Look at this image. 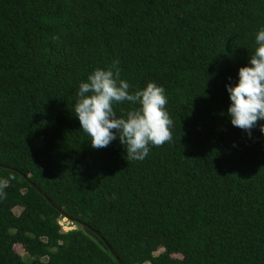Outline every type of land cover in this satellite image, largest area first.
Masks as SVG:
<instances>
[{
    "label": "trees",
    "instance_id": "16d2710c",
    "mask_svg": "<svg viewBox=\"0 0 264 264\" xmlns=\"http://www.w3.org/2000/svg\"><path fill=\"white\" fill-rule=\"evenodd\" d=\"M261 29L264 0H0V264H119L61 212L124 264H264V121L234 127L227 91ZM98 68L163 87L172 142L93 148L74 104Z\"/></svg>",
    "mask_w": 264,
    "mask_h": 264
},
{
    "label": "clouds",
    "instance_id": "9594fccd",
    "mask_svg": "<svg viewBox=\"0 0 264 264\" xmlns=\"http://www.w3.org/2000/svg\"><path fill=\"white\" fill-rule=\"evenodd\" d=\"M255 42L257 47L249 60L251 66L240 68L238 83L227 86L231 123L249 136L257 122L264 121V29L257 33ZM129 89V83L120 79L119 70L98 68L88 76L87 82L80 83L74 113L93 148H106L119 139L126 149L127 161H142L150 146L172 142L173 121L166 111L163 87L148 83L134 94ZM125 102L139 107L127 112L126 118L117 117L113 105ZM260 131L264 134V125ZM7 186V180L0 181V197L6 196L3 190Z\"/></svg>",
    "mask_w": 264,
    "mask_h": 264
},
{
    "label": "water",
    "instance_id": "95a60500",
    "mask_svg": "<svg viewBox=\"0 0 264 264\" xmlns=\"http://www.w3.org/2000/svg\"><path fill=\"white\" fill-rule=\"evenodd\" d=\"M1 168H5V169H10V170H14V171H17L15 170L14 168H11V167H8V166H4V165H0ZM18 172V171H17ZM20 173V172H18ZM25 177V176H24ZM25 179H27L29 182L30 180L28 178L25 177ZM31 183V182H30ZM31 185L40 193L42 194L47 200L48 202L54 207L57 209V206L53 204V202L51 200H49V198L47 197V195L42 192L36 185H34L33 183H31ZM62 215L65 217L66 220L72 222V223H77V224H81L82 226H85L87 228H89L91 231H93L99 238H101L103 240V242L107 245V247L109 248V250L111 251V253L113 254V256L115 257V259L118 261L119 264H124L120 258L117 256V254L112 250V248L108 245V243L106 242V240L103 238V236L97 232L96 230H94L93 228L89 227L88 225H86L85 223L79 221V220H76V219H73V218H70L68 216H66V214L64 212H61Z\"/></svg>",
    "mask_w": 264,
    "mask_h": 264
},
{
    "label": "rangeland",
    "instance_id": "374dc122",
    "mask_svg": "<svg viewBox=\"0 0 264 264\" xmlns=\"http://www.w3.org/2000/svg\"><path fill=\"white\" fill-rule=\"evenodd\" d=\"M21 209L18 208V209H15V214L19 215L21 213ZM61 224L63 225V227H65V229H74L75 228V225H73L72 223H69L68 220L64 219ZM16 252L19 254V255H24L25 253V250L23 249V247H21L20 245L16 246ZM162 252V251H161Z\"/></svg>",
    "mask_w": 264,
    "mask_h": 264
},
{
    "label": "built area",
    "instance_id": "2783aa9c",
    "mask_svg": "<svg viewBox=\"0 0 264 264\" xmlns=\"http://www.w3.org/2000/svg\"><path fill=\"white\" fill-rule=\"evenodd\" d=\"M61 225H62V224H61ZM63 228H64V230H65V231H69V230H71V229H72V228H71V229H67V230H66V229H65V227H63Z\"/></svg>",
    "mask_w": 264,
    "mask_h": 264
}]
</instances>
